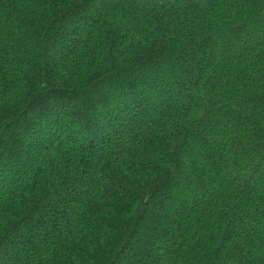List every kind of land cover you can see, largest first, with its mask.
<instances>
[{
	"label": "trees",
	"instance_id": "1",
	"mask_svg": "<svg viewBox=\"0 0 264 264\" xmlns=\"http://www.w3.org/2000/svg\"><path fill=\"white\" fill-rule=\"evenodd\" d=\"M0 264H264V0H0Z\"/></svg>",
	"mask_w": 264,
	"mask_h": 264
}]
</instances>
